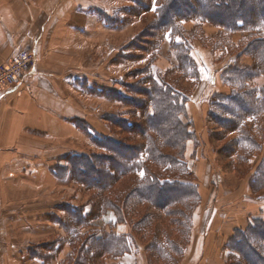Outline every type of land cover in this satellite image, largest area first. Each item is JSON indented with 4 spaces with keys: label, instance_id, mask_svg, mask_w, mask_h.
Returning <instances> with one entry per match:
<instances>
[{
    "label": "rangeland",
    "instance_id": "rangeland-1",
    "mask_svg": "<svg viewBox=\"0 0 264 264\" xmlns=\"http://www.w3.org/2000/svg\"><path fill=\"white\" fill-rule=\"evenodd\" d=\"M172 1H80L98 16V21L87 19L88 32L80 34L73 55L66 53L72 60L64 70L78 88L70 92L73 109L78 110L74 121L80 141L75 148L80 151L54 163V182L47 180L53 185L36 190L32 183L25 187V194L16 193L20 198L15 199L14 243L20 254L15 252L8 264H249L233 251L232 240L264 218V185L254 181L264 166V113L250 116L241 129H235L232 115L214 107L212 94L234 88L223 71L236 61L261 66L243 51L252 37L264 36V25L253 34L231 33L200 18H183L189 11L184 5L171 12L166 22L164 11ZM259 13L264 14L262 9ZM79 21L86 22L83 17ZM181 43L191 46L201 81L178 66L179 50L174 45ZM161 78L188 98L187 114L179 118L189 122L192 136L175 147L155 132L151 135L163 153H183L189 170H170L149 160L146 153L140 158L152 172L191 181L197 185L196 195L165 209L139 202L131 196L145 172L138 161L130 168L131 175L117 178L107 191L75 178L69 161L73 156L89 157L97 168H106L114 154L105 147L104 138L117 146L146 142L139 132L148 121L144 89L151 88L152 79ZM246 84L262 87L264 75ZM118 119L131 120L136 127L124 129ZM107 200L120 203L126 218L105 207ZM78 212L85 217L83 224ZM4 215L0 210V219ZM1 229L2 225L0 233ZM126 238L130 250L123 253L119 248ZM124 257L130 259L124 261ZM0 260L6 264L7 258Z\"/></svg>",
    "mask_w": 264,
    "mask_h": 264
},
{
    "label": "crops",
    "instance_id": "crops-1",
    "mask_svg": "<svg viewBox=\"0 0 264 264\" xmlns=\"http://www.w3.org/2000/svg\"><path fill=\"white\" fill-rule=\"evenodd\" d=\"M80 1L86 0H0V66L24 49L38 59L14 86L0 92V210L6 214L0 219V242H6L0 257L7 258L6 264L20 254L14 243L16 193L25 194L32 183L36 190L53 185L47 180L54 182V163L80 151L75 148L78 110L70 92L78 88L64 70L72 60L66 53L73 55L80 34L88 32L87 19L98 21Z\"/></svg>",
    "mask_w": 264,
    "mask_h": 264
},
{
    "label": "trees",
    "instance_id": "trees-1",
    "mask_svg": "<svg viewBox=\"0 0 264 264\" xmlns=\"http://www.w3.org/2000/svg\"><path fill=\"white\" fill-rule=\"evenodd\" d=\"M183 5L189 10L187 16L183 18H200L215 23L231 33L244 31L253 34L259 29V26L264 25V14L259 13L261 9L264 13V0H173L168 9L166 8L164 11V21L168 22L169 14L182 8ZM175 48L179 50L178 66L183 70L188 69L191 71V78L201 81L199 65L191 55V46L181 43L175 44ZM246 53L254 56L261 63V66L258 64L250 67L241 65L236 61L223 71L226 74L227 82L234 85V88L229 93L215 92L212 94L214 107L226 112L227 116L232 115V121H234L232 127L235 129H241L242 123L250 116L259 117L264 113V86L257 87L246 84L250 79L264 75V36L252 37L243 51V54ZM144 90L149 105H146L147 102L145 101H142V104L146 105L145 115L148 121L147 126L141 127L139 132L144 133L146 142L140 145L127 146L121 143L119 147L114 143L115 141L104 138L107 142L105 147L110 149L114 156L108 158V162L106 161L108 164L103 170L97 168L94 159L89 157L73 156L70 157L69 161L74 167L75 178L87 185L99 187L102 191L111 189L117 178L131 175L133 169L130 168L138 165V161L145 172L144 176L138 177L137 185L132 189L131 196H134L141 203L147 202L165 209L174 201L184 202L191 199L197 193V185L179 176L164 177V175L150 171L142 163L140 156L146 153L149 160L156 164L166 166L170 170L178 168L182 172H188V162L183 153L178 156L163 153L151 135V131H153L163 137L164 143L175 147L182 146L186 139L191 138L192 132L191 129L189 130V122L184 124L179 118L180 114H187L188 98L182 95L181 91L166 78H161L160 81L152 79L151 88ZM118 121L121 122L119 125L124 129L130 128L132 130L136 127V124L131 120L118 119ZM255 144L254 142L253 145ZM256 175L254 181L261 180L262 185H264L263 164ZM119 204L107 200L105 207H111L118 212L120 218L121 215L126 218L122 214V206ZM77 218L80 224H83L85 217L82 212H78ZM94 236H97V233ZM233 238L232 242H235L234 252H239L240 256L249 264H264V218L255 220V224L249 226L246 232H240ZM128 241L127 238L125 241L122 240L119 248L121 252L125 253L130 250ZM159 253L165 257L161 248Z\"/></svg>",
    "mask_w": 264,
    "mask_h": 264
},
{
    "label": "built area",
    "instance_id": "built-area-1",
    "mask_svg": "<svg viewBox=\"0 0 264 264\" xmlns=\"http://www.w3.org/2000/svg\"><path fill=\"white\" fill-rule=\"evenodd\" d=\"M37 56L32 50H22L14 58L0 66V92L14 86L20 77L32 70L37 63Z\"/></svg>",
    "mask_w": 264,
    "mask_h": 264
},
{
    "label": "snow or ice",
    "instance_id": "snow-or-ice-1",
    "mask_svg": "<svg viewBox=\"0 0 264 264\" xmlns=\"http://www.w3.org/2000/svg\"><path fill=\"white\" fill-rule=\"evenodd\" d=\"M156 10V8H155V6L153 7V11H155ZM205 79L207 78V77H204ZM141 175H143V173H141Z\"/></svg>",
    "mask_w": 264,
    "mask_h": 264
}]
</instances>
